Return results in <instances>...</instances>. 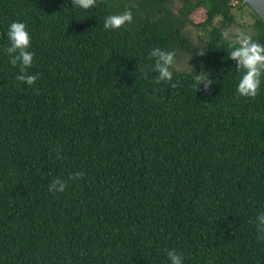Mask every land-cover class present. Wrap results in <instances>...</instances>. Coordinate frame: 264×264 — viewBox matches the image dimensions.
<instances>
[{
	"label": "trees",
	"instance_id": "1",
	"mask_svg": "<svg viewBox=\"0 0 264 264\" xmlns=\"http://www.w3.org/2000/svg\"><path fill=\"white\" fill-rule=\"evenodd\" d=\"M179 1L0 0V264H169L167 249L264 264V75L255 97L237 93L225 35L236 7L261 44L264 21L244 0ZM125 10L131 23L104 29ZM13 21L31 35L32 85L5 52ZM187 24L206 44L157 81L151 51L188 45Z\"/></svg>",
	"mask_w": 264,
	"mask_h": 264
},
{
	"label": "clouds",
	"instance_id": "2",
	"mask_svg": "<svg viewBox=\"0 0 264 264\" xmlns=\"http://www.w3.org/2000/svg\"><path fill=\"white\" fill-rule=\"evenodd\" d=\"M96 0H73L77 8L90 9ZM133 20L132 12L125 10L119 14L109 15L104 20V29L117 30L125 23ZM225 35H228L226 32ZM9 46L5 49L12 65H19L22 69L17 79L32 85L37 79L35 74H27L26 69L33 63L34 53L29 51L31 35L27 26L23 22L13 21L9 24L6 33ZM231 51L229 56L237 62V69L242 70V76L237 85V93L240 96L255 97L261 84V76L264 75V44L255 42L252 37L244 32H238L235 40L230 43ZM176 53L161 48H154L150 56L154 60V72L158 75L156 80L171 81L173 72L170 70L174 64ZM207 88L208 85L206 84ZM66 182L57 177L49 184V190L53 192H63ZM257 231L260 239H264V212L256 216ZM169 264H184V257L174 249H167Z\"/></svg>",
	"mask_w": 264,
	"mask_h": 264
},
{
	"label": "rangeland",
	"instance_id": "3",
	"mask_svg": "<svg viewBox=\"0 0 264 264\" xmlns=\"http://www.w3.org/2000/svg\"><path fill=\"white\" fill-rule=\"evenodd\" d=\"M181 5L179 0H174L171 5L174 11ZM237 5V4H236ZM236 15V20L233 25L229 28L228 38L235 40L236 34L238 32H244L248 35L253 33L252 23L253 17L250 15L249 10L246 7L239 9L236 7L234 10ZM182 34L184 38L189 37L183 47H175L174 52L176 53L174 58V67L178 70L188 71L191 68L193 61V48L195 46L202 47L206 44V33L194 25L187 24L183 27ZM200 80L213 81L215 79L214 71L212 66H204L199 76Z\"/></svg>",
	"mask_w": 264,
	"mask_h": 264
},
{
	"label": "water",
	"instance_id": "4",
	"mask_svg": "<svg viewBox=\"0 0 264 264\" xmlns=\"http://www.w3.org/2000/svg\"><path fill=\"white\" fill-rule=\"evenodd\" d=\"M264 21V0H244Z\"/></svg>",
	"mask_w": 264,
	"mask_h": 264
},
{
	"label": "built area",
	"instance_id": "5",
	"mask_svg": "<svg viewBox=\"0 0 264 264\" xmlns=\"http://www.w3.org/2000/svg\"><path fill=\"white\" fill-rule=\"evenodd\" d=\"M237 3V1L235 0V1H233V4H236Z\"/></svg>",
	"mask_w": 264,
	"mask_h": 264
}]
</instances>
